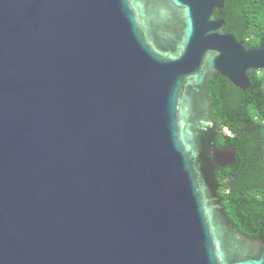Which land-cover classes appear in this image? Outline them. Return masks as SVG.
<instances>
[{"label": "water", "instance_id": "1", "mask_svg": "<svg viewBox=\"0 0 264 264\" xmlns=\"http://www.w3.org/2000/svg\"><path fill=\"white\" fill-rule=\"evenodd\" d=\"M225 0H0V264H264L227 215L208 84L264 69Z\"/></svg>", "mask_w": 264, "mask_h": 264}, {"label": "trees", "instance_id": "2", "mask_svg": "<svg viewBox=\"0 0 264 264\" xmlns=\"http://www.w3.org/2000/svg\"><path fill=\"white\" fill-rule=\"evenodd\" d=\"M217 17L225 31L250 48L264 42V0H225ZM243 91L227 78L214 75L208 84L214 120L220 129L219 149L234 147L237 163L216 171L217 194L236 227L253 240H264V69Z\"/></svg>", "mask_w": 264, "mask_h": 264}, {"label": "flooded vegetation", "instance_id": "3", "mask_svg": "<svg viewBox=\"0 0 264 264\" xmlns=\"http://www.w3.org/2000/svg\"><path fill=\"white\" fill-rule=\"evenodd\" d=\"M209 96V95H208ZM212 106H213V103H212ZM213 108V107H212ZM212 112H213V109H212ZM213 116V115H212ZM214 117V116H213ZM213 120H214V118H213ZM215 121V120H214ZM229 167H231V166H229ZM224 168H228V167H224ZM224 168H222V167H219L217 170H220V169H224ZM230 218V217H229ZM231 219V218H230ZM251 239V238H250ZM253 240V239H252Z\"/></svg>", "mask_w": 264, "mask_h": 264}]
</instances>
